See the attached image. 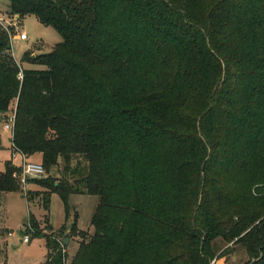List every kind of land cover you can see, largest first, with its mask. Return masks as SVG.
<instances>
[{
	"label": "trees",
	"instance_id": "obj_1",
	"mask_svg": "<svg viewBox=\"0 0 264 264\" xmlns=\"http://www.w3.org/2000/svg\"><path fill=\"white\" fill-rule=\"evenodd\" d=\"M8 4L62 39L22 69L0 26V126L15 111L14 146L57 168L32 180L45 206L98 200L70 260L52 232L42 264H217V238L264 264V0Z\"/></svg>",
	"mask_w": 264,
	"mask_h": 264
},
{
	"label": "rangeland",
	"instance_id": "obj_2",
	"mask_svg": "<svg viewBox=\"0 0 264 264\" xmlns=\"http://www.w3.org/2000/svg\"><path fill=\"white\" fill-rule=\"evenodd\" d=\"M9 13L8 0H0V15ZM21 20V31L27 39L21 40L16 36L11 38L12 54L22 69L43 70L44 65L25 60V54L35 56L45 53L61 41L60 34L51 26L42 24L34 15H27ZM0 171L5 170L7 163L15 167L13 177L18 183V190L0 193V264H42L46 259L47 248L45 238L47 235L59 233L54 236L61 247H64L68 261L76 253L81 235L71 230L70 225L75 224L77 231L92 233L90 219L93 214L97 197L88 193H72L64 199L57 191H51L47 206L43 203V193L46 189L30 179L25 186L19 181L21 158L11 156L9 148L11 132L0 126ZM26 162L42 164L40 153L26 155ZM57 176V168H51L44 177ZM42 177V178H44ZM35 222L33 225L31 222ZM30 225H29V224ZM32 231H26L30 228ZM69 229V242L67 246L61 244L64 233ZM25 233L29 234V242H22ZM53 239V236L51 237ZM235 240L225 241L217 238L213 241L217 264H247L249 257L239 243Z\"/></svg>",
	"mask_w": 264,
	"mask_h": 264
},
{
	"label": "built area",
	"instance_id": "obj_3",
	"mask_svg": "<svg viewBox=\"0 0 264 264\" xmlns=\"http://www.w3.org/2000/svg\"><path fill=\"white\" fill-rule=\"evenodd\" d=\"M21 25L22 23L18 15H12V16L0 15V26L8 34L10 42L13 36H16L17 38L21 40L27 39L26 33L24 31H21ZM19 76H21V72L19 73ZM14 121H15V111H13L12 113H9L8 116H6V118L1 123V128L6 129L11 132V138H12V132H13V127H14ZM10 149H11L12 158H15L17 155H19V157L21 158L22 164L20 166V172H19L18 179L23 186H25V184L32 178L44 177L46 171L43 165L38 164V163L26 162V154L19 151L14 146L12 140L10 141ZM26 230L32 231L31 227L26 228ZM29 239H30L29 234L25 233V236L23 237L22 242L28 243Z\"/></svg>",
	"mask_w": 264,
	"mask_h": 264
},
{
	"label": "water",
	"instance_id": "obj_4",
	"mask_svg": "<svg viewBox=\"0 0 264 264\" xmlns=\"http://www.w3.org/2000/svg\"><path fill=\"white\" fill-rule=\"evenodd\" d=\"M33 57V56H32ZM70 234H69V229L64 233L61 243L63 246H67L69 242Z\"/></svg>",
	"mask_w": 264,
	"mask_h": 264
},
{
	"label": "crops",
	"instance_id": "obj_5",
	"mask_svg": "<svg viewBox=\"0 0 264 264\" xmlns=\"http://www.w3.org/2000/svg\"><path fill=\"white\" fill-rule=\"evenodd\" d=\"M11 141V140H10ZM3 147L1 146V149H2ZM9 148H10V145H9ZM11 150V149H10Z\"/></svg>",
	"mask_w": 264,
	"mask_h": 264
}]
</instances>
